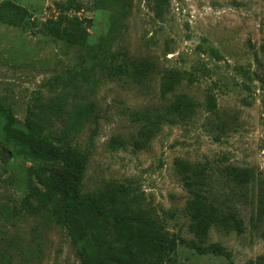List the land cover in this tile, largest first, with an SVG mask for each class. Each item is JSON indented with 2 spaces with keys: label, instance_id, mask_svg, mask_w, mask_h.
I'll return each mask as SVG.
<instances>
[{
  "label": "rangeland",
  "instance_id": "1",
  "mask_svg": "<svg viewBox=\"0 0 264 264\" xmlns=\"http://www.w3.org/2000/svg\"><path fill=\"white\" fill-rule=\"evenodd\" d=\"M166 1L157 14L149 0H131L119 28L109 32V0H0V105L12 113L11 127L24 130L29 101L48 98L73 76L82 83L76 98L95 102L98 113L97 123L87 122L73 141L89 146L86 188L109 189L111 204L142 214L162 236L189 241L184 204L190 194L175 164L197 161L208 167L214 199L244 221L240 233L212 226L201 243L205 254L179 244L161 264H264V217L252 221L264 178V0ZM73 16L85 19L86 45L69 46L42 32ZM98 44L122 51L131 73L91 83ZM139 61L151 66L137 75L132 64ZM168 79L173 89L162 95ZM179 94L189 102L182 114L162 120L135 146L144 123L136 118L153 117ZM7 126L0 108V264H79L66 226L34 196L25 201L27 181L43 187L34 160L8 140ZM227 165L251 167L255 178L244 186L229 182L221 171ZM143 249L129 261L147 264L151 256Z\"/></svg>",
  "mask_w": 264,
  "mask_h": 264
},
{
  "label": "trees",
  "instance_id": "2",
  "mask_svg": "<svg viewBox=\"0 0 264 264\" xmlns=\"http://www.w3.org/2000/svg\"><path fill=\"white\" fill-rule=\"evenodd\" d=\"M112 1L109 0L108 4L109 32L119 28L131 2L114 0L119 5L113 7ZM149 2L153 10L160 14L167 1ZM65 19L64 24L60 20L51 21L50 25L43 27L42 32L53 35L69 46L86 45L89 33L83 24L85 19L77 16ZM96 47L100 56L92 51L94 59L90 71L95 72L96 76L91 79V83L96 85L102 78L120 79L123 74H127V70L131 73L122 51H114L110 47L103 50L101 44ZM119 54L122 55L121 62L118 61ZM132 65L137 75L151 66L146 61ZM62 81L63 85L54 89L48 98L34 96L29 101L23 121L24 130L11 127L14 117L8 106L0 105V108L8 120V140L20 146L34 160L43 187L40 189L27 181L25 201L30 204V198L34 196L40 207L48 208L52 216L66 226L76 246L79 264H134L129 261L130 258L134 259L136 249L143 248L151 256L147 264H161L160 257L174 251L179 244L205 254L207 248L201 243L208 237L212 226H218L225 232L243 231L244 221L239 212L234 207L221 206L214 199L209 188L211 175L207 171L208 167L197 161L178 158L175 164L176 172L190 194L184 204L189 216L188 229L194 236L189 241L178 235L162 236L153 230L151 221L142 214L130 212L125 206L111 204L109 197L112 193L109 189L86 188L83 178L90 156L89 146L82 148L73 141L87 122L97 123L96 104L76 98L82 83L78 85L73 76ZM173 84V79L163 81L161 94L172 90ZM184 98L182 94L175 95L154 112L153 117L142 115L136 118L144 120V123L138 131V139L134 141L135 146H142L159 128L162 120L181 115L189 104ZM57 122L60 125L58 130H54ZM48 169L50 173L47 174ZM221 171L229 182H236L240 186L249 184L255 178L251 167L227 165ZM254 210L252 221L261 220L264 217V178H259ZM79 217L85 218L84 223ZM91 224H95L97 230L91 231L86 227ZM123 238L137 248L126 247L122 243ZM248 264L255 262L250 261Z\"/></svg>",
  "mask_w": 264,
  "mask_h": 264
}]
</instances>
